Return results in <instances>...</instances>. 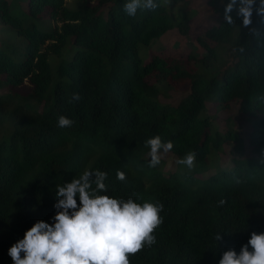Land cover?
Listing matches in <instances>:
<instances>
[{"label":"trees","instance_id":"16d2710c","mask_svg":"<svg viewBox=\"0 0 264 264\" xmlns=\"http://www.w3.org/2000/svg\"><path fill=\"white\" fill-rule=\"evenodd\" d=\"M22 1L18 15L0 0V137L8 130L0 139V264H12L8 247L36 220L51 222L57 185L85 168L107 172L110 196L163 205L155 243L130 255V264H218L223 251L238 252L251 232H264V161L247 157L250 147L264 155V17L254 12L244 27L233 10L229 23L221 0H209L219 20L196 36L204 54L148 61L140 49L175 26L170 8L178 0H156L134 16L125 0H74L75 8L67 0ZM44 15L54 24L42 30ZM190 20H178L184 35ZM235 29L224 48L228 63L209 71ZM170 91L184 93L173 103L164 100ZM214 99L248 116L246 135L232 126L221 132L212 113L201 114ZM60 115L72 125L58 127ZM157 134L173 142L169 153L179 160L195 152L201 179L179 163L168 170L163 158L150 166L145 141ZM232 142L226 163L219 153Z\"/></svg>","mask_w":264,"mask_h":264},{"label":"clouds","instance_id":"9594fccd","mask_svg":"<svg viewBox=\"0 0 264 264\" xmlns=\"http://www.w3.org/2000/svg\"><path fill=\"white\" fill-rule=\"evenodd\" d=\"M221 2L229 23L233 21V10L244 27L252 23L254 12L264 17V0ZM156 6V0H125L123 5L129 16L138 9ZM73 99L79 97L74 94ZM72 123L65 115L57 119L61 128ZM145 145L150 166L159 164L162 154L174 147L171 140H163L158 134L149 137ZM195 155L189 152L177 162L192 168ZM107 176L105 171L85 168L79 176L57 185L51 222L36 220L8 247L12 264H130V255L155 243L153 231L162 222L163 205L108 195ZM116 178L125 180V172L117 170ZM214 238L220 240L221 233ZM218 264H264V232H251L238 252L234 248L223 251Z\"/></svg>","mask_w":264,"mask_h":264},{"label":"rangeland","instance_id":"374dc122","mask_svg":"<svg viewBox=\"0 0 264 264\" xmlns=\"http://www.w3.org/2000/svg\"><path fill=\"white\" fill-rule=\"evenodd\" d=\"M13 10L18 15H22L26 7L23 5L22 0H10ZM67 6L75 8L77 7L80 2L74 0H67ZM173 12V18L175 22V26L164 33L160 38L155 39L152 41L150 45H143L140 49V54L144 60H150L152 54H160L162 56H171V57H181L187 58V54L189 52H197L200 51L201 55L204 54V50L199 48L198 44L196 43V36L204 32L208 27L212 24L218 22L219 18L217 13L215 12L212 4L209 0H178L177 3L173 4L170 8ZM186 17L190 18V31L188 34H182L178 29V20L181 18ZM39 28L42 30L49 29L53 26L54 22L53 19L50 18L49 15H44L40 20H38ZM237 29L233 30L232 36L222 45L219 46V56L212 67H209V71H211L214 67L216 70L224 67L227 63V55L226 50L224 48H228L229 45H233V42L236 38ZM13 31H9L7 36H11ZM2 32H0V36ZM53 58V57H52ZM51 58V59H52ZM56 59V58H55ZM188 81H184L183 84H187ZM181 91H170V95L164 97V100L171 101L173 103L177 102L182 97ZM213 102L214 107L209 110V112L203 111L201 114H208L212 113V116L216 118L214 121L215 128L220 129L221 132L225 131L226 127H233L239 133L246 135L249 131V118L247 115L242 114L238 111L237 105H234L231 109L225 108L222 104L217 101L216 99L208 101ZM208 106V105H207ZM228 123L232 125H228ZM226 128V129H224ZM8 137V130L6 129V133L1 134V138ZM245 142V146H246ZM235 143H228L224 144L221 150L225 149L226 153H219L220 157L226 158V163H231V157H233L232 152L230 151L231 148H234ZM248 148V147H245ZM250 147V146H249ZM247 152V150H246ZM250 152L247 153V157L249 158H258L264 161V155H258L254 153L250 147ZM244 153V152H243ZM241 153H239L240 155ZM161 158L166 159V168L168 170H175L178 164L179 158L169 152L163 153ZM222 161V159L220 160ZM218 164V163H217ZM225 164V162H224ZM179 171L181 172H192L196 171V177L201 179V174L203 172V166L200 165L199 162L194 160V166L192 168H188L185 165H179ZM215 168V167H212Z\"/></svg>","mask_w":264,"mask_h":264}]
</instances>
